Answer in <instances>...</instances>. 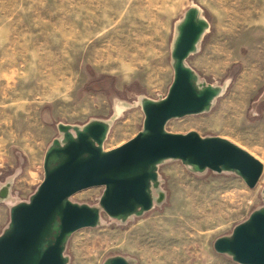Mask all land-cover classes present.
Here are the masks:
<instances>
[{
  "label": "rangeland",
  "instance_id": "374dc122",
  "mask_svg": "<svg viewBox=\"0 0 264 264\" xmlns=\"http://www.w3.org/2000/svg\"><path fill=\"white\" fill-rule=\"evenodd\" d=\"M191 7L210 28L186 63L221 92L210 111L166 130L226 139L264 165V0H0V193L9 188L0 236L43 182L60 124L109 123L105 151L143 130V101L164 99L174 81L178 26ZM156 171L153 208L126 218L102 211L97 227L68 238V264H238L214 243L264 209V173L251 189L236 172H195L181 160ZM104 190L70 200L100 208Z\"/></svg>",
  "mask_w": 264,
  "mask_h": 264
},
{
  "label": "water",
  "instance_id": "95a60500",
  "mask_svg": "<svg viewBox=\"0 0 264 264\" xmlns=\"http://www.w3.org/2000/svg\"><path fill=\"white\" fill-rule=\"evenodd\" d=\"M210 28L197 7H191L178 26L173 49L175 77L168 95L144 100V128L133 139L111 151L104 142L110 125L92 121L84 128L59 125L63 139H55L45 156V177L30 202L11 210V222L0 236V264H68L65 245L75 232L97 227L104 211L111 217L142 215L154 205L153 183L157 165L167 159L192 165L195 172L238 173L253 189L264 165L236 144L220 138H203L196 132L174 134L166 130L172 119L210 111L219 87L200 84L187 65L189 57ZM105 187L101 207L73 203L76 193ZM4 187L2 198L8 194ZM165 195L160 192L157 202ZM214 249L230 254L238 264H264V209L237 226L230 237L217 239ZM107 264H132L116 257Z\"/></svg>",
  "mask_w": 264,
  "mask_h": 264
},
{
  "label": "crops",
  "instance_id": "0c3cea01",
  "mask_svg": "<svg viewBox=\"0 0 264 264\" xmlns=\"http://www.w3.org/2000/svg\"><path fill=\"white\" fill-rule=\"evenodd\" d=\"M193 55V54H192Z\"/></svg>",
  "mask_w": 264,
  "mask_h": 264
}]
</instances>
